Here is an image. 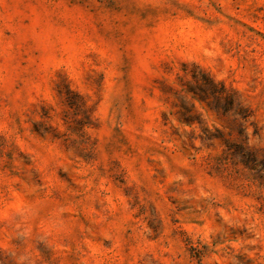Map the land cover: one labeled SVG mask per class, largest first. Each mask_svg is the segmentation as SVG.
<instances>
[{
  "label": "rangeland",
  "instance_id": "374dc122",
  "mask_svg": "<svg viewBox=\"0 0 264 264\" xmlns=\"http://www.w3.org/2000/svg\"><path fill=\"white\" fill-rule=\"evenodd\" d=\"M263 176L264 0H0V264H264Z\"/></svg>",
  "mask_w": 264,
  "mask_h": 264
},
{
  "label": "trees",
  "instance_id": "16d2710c",
  "mask_svg": "<svg viewBox=\"0 0 264 264\" xmlns=\"http://www.w3.org/2000/svg\"><path fill=\"white\" fill-rule=\"evenodd\" d=\"M204 77V87H209L208 89L210 90V96L213 98V109L216 112H220L223 116L227 115L233 110V107H236V110L233 111L232 116H233V121L238 122V127H239V134L242 135V133L245 132L247 129L246 123L249 125H252V122H250V118L252 116V112L248 108H243L240 106L239 103H235V100L233 98L232 94H229L223 86H220L219 89H217L216 85L209 80L208 78ZM207 89V88H206ZM202 92L205 91L201 90ZM221 135V134H220ZM221 138L219 135L214 136ZM245 140H247V137H244ZM225 150H223L220 154H233L231 153L230 150L234 149L235 151L241 150L244 147L241 144H234L231 143L230 140H225ZM234 154H237L235 152ZM244 154H249V153H244ZM226 157V155H224ZM263 182H264V176H263ZM264 184V183H263Z\"/></svg>",
  "mask_w": 264,
  "mask_h": 264
}]
</instances>
